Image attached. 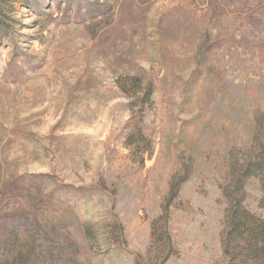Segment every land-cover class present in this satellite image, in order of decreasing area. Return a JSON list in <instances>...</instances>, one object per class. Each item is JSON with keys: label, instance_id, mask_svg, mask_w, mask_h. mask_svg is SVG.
<instances>
[{"label": "rangeland", "instance_id": "rangeland-1", "mask_svg": "<svg viewBox=\"0 0 264 264\" xmlns=\"http://www.w3.org/2000/svg\"><path fill=\"white\" fill-rule=\"evenodd\" d=\"M0 21V264H250L224 241L233 199L263 209L264 0Z\"/></svg>", "mask_w": 264, "mask_h": 264}, {"label": "trees", "instance_id": "trees-1", "mask_svg": "<svg viewBox=\"0 0 264 264\" xmlns=\"http://www.w3.org/2000/svg\"><path fill=\"white\" fill-rule=\"evenodd\" d=\"M251 174L246 172L245 177ZM241 180L237 178L235 186H240ZM174 188L173 195L176 194ZM261 207L262 213L259 214L244 207L240 198L233 199L231 203V213L228 217L229 232L224 244L225 251L229 254L235 252L234 258H238L239 262L264 264V200Z\"/></svg>", "mask_w": 264, "mask_h": 264}]
</instances>
